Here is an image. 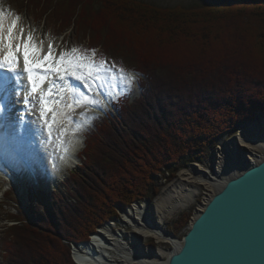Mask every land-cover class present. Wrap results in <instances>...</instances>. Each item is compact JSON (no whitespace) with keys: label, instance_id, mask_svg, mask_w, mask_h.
<instances>
[{"label":"trees","instance_id":"trees-1","mask_svg":"<svg viewBox=\"0 0 264 264\" xmlns=\"http://www.w3.org/2000/svg\"><path fill=\"white\" fill-rule=\"evenodd\" d=\"M22 1L143 75L142 95L124 96L87 134L82 166L55 204H34L35 215L16 208L6 227L0 264H73L70 246L117 220L116 206L154 199L162 179L204 163L224 134L264 112V0L162 10L133 0Z\"/></svg>","mask_w":264,"mask_h":264},{"label":"bare ground","instance_id":"bare-ground-1","mask_svg":"<svg viewBox=\"0 0 264 264\" xmlns=\"http://www.w3.org/2000/svg\"><path fill=\"white\" fill-rule=\"evenodd\" d=\"M41 39L43 42L41 54H44L47 52L49 44H46L43 38ZM43 87L45 89L46 85ZM59 87L58 84L57 90ZM67 93V91L62 93L64 99ZM67 104L68 102L50 105L52 109L57 110L54 131L63 129L61 139L55 140L56 142L52 144L51 141L46 140V130L32 134L35 145L32 146L34 147L33 153L29 148L30 157H36V162L40 164L37 167L34 163L24 170L16 168L18 176L11 179L18 189L22 185L24 191L26 189L27 195H29L28 185L35 182L31 176L36 181L41 182V185L43 182H45L43 183L45 186L50 185L49 189H51L60 182L59 173L63 168L70 164L78 165L77 154L83 148V140L78 136L81 130L77 128V124H82V120L75 119L76 123H73L75 127L67 130V125L62 123L65 119L60 115L61 110L63 112L70 111L66 106ZM73 106L80 105L74 103ZM73 109L77 108L73 107ZM36 114L39 119V108ZM51 117L52 114L48 116L49 120ZM40 123L39 119L38 124ZM241 124L238 134L220 144L214 151L212 165L201 163L194 165L191 169H185L180 173L177 180L164 189L155 200L135 203L121 216V223L125 227H132V230L130 232L114 231L111 225H107L104 230L102 228L99 233L95 234V238L91 242H86V244L74 249L75 264H170L172 257L182 248L183 242H179L166 229L165 218L181 208L188 207L201 188L204 187L209 191L211 190L212 193L205 199L204 205L197 213L200 215L228 180L238 176L246 167L263 161V154H260L261 152L264 153V116ZM40 146L44 147L45 156H43ZM20 147L27 155L26 148L23 145ZM65 148L67 149L66 152ZM0 152L3 153V150ZM43 157L47 161L52 159V162L55 158L56 169L50 168L49 164L43 162ZM10 168L13 169V167ZM197 215L195 220L199 216ZM150 239H155L158 244L157 247L147 245ZM164 244L174 246V250L167 252L163 247ZM163 256L168 258L167 261L161 262Z\"/></svg>","mask_w":264,"mask_h":264},{"label":"snow or ice","instance_id":"snow-or-ice-1","mask_svg":"<svg viewBox=\"0 0 264 264\" xmlns=\"http://www.w3.org/2000/svg\"><path fill=\"white\" fill-rule=\"evenodd\" d=\"M9 16H12L10 20ZM19 21V14L12 15L10 7L0 6V143L3 144L0 164L24 170L36 162V157L24 154L20 147L23 136L46 130L47 141L61 139L63 129L54 131L57 110L52 109L50 105L64 104L62 96L64 91L71 93L79 91V96L86 104L106 111L105 101L108 104L117 103L121 95H127L131 91L140 73L134 72L129 75L123 67H120L121 75L118 78L112 76V81L119 79L123 81V84H117L116 94H113L111 91L113 84L109 81L107 74L115 71L114 64H109L106 59H101L99 63H96L86 55L77 54L76 47L70 51H61L57 57L53 45L49 44L47 52L41 54L43 42L41 41L38 45L31 30L25 34V28L19 25ZM21 57L22 68L19 67ZM73 82L78 83L73 84ZM45 83H47L46 90L43 87ZM58 84L60 85L59 90H57ZM22 92V107L17 109L16 104L21 103L19 98ZM13 96L17 98L15 104L10 103ZM37 99L40 105L41 123L39 125L29 121L28 113L25 111L30 110L33 106L32 101ZM74 103L79 104L80 100L73 97V103H68L67 108L72 109ZM14 109L15 120H11V116L6 113L10 114ZM49 112L52 113L51 120L48 118ZM60 115L70 123H76L71 111L61 110ZM81 115L86 117L87 113ZM91 119H98V117L93 115ZM10 120L11 122L6 123ZM87 127V123L77 124L78 129ZM52 167L55 170L56 164L53 163ZM149 235L152 234L149 233Z\"/></svg>","mask_w":264,"mask_h":264},{"label":"rangeland","instance_id":"rangeland-1","mask_svg":"<svg viewBox=\"0 0 264 264\" xmlns=\"http://www.w3.org/2000/svg\"><path fill=\"white\" fill-rule=\"evenodd\" d=\"M133 1H138V2H141L142 4H147V6L152 5L156 8H159L160 10H162V9H166V8L171 9V8H175L178 6H180V7H192L195 5L204 6V5H209V4L221 3L223 1H231L232 2L235 0H133ZM0 6H3L4 8L10 7L12 10H14V11H12V15H15L16 11H18V13L20 14L19 15L20 16L19 25L23 26L25 28V34L27 33V31L31 30L33 33L34 40L38 45L42 41L41 38H43V40L46 44H52L54 49H55L56 55H59L61 51H70L73 47H76L78 49L77 54L86 55L87 57L94 60L96 63H99V61L101 59H106L109 64H114V61H112L109 57H105V55L102 51L100 52V55H98V56L95 55L96 53L99 54L100 48L95 50L94 48L91 47V49L95 50L93 52V50H91L90 47L88 46V45H91V44H89L90 43L89 40L84 39V36L80 32H77L74 28L71 30H68V31H66L60 35L62 28L58 22H55L52 19V17H48L45 19L42 18L41 12L38 13L37 11H34V10L26 7L22 0H0ZM9 17H10V19L12 18V16H9ZM58 51H60V52H58ZM114 66L116 69L117 68L116 64H114ZM118 67H123L125 70L127 69V65L118 66ZM127 74L131 75L133 73L127 72ZM107 75H108V79L110 81L109 74H107ZM139 79H140V77L138 76L136 78V81L132 85L131 91L128 92V94H127L128 96L130 95V98H131L129 103H131L135 99L139 98L141 93H142V91L138 85ZM115 83H114V81H112L113 88L111 91L113 92V94H116L115 86L117 84L122 85L123 81H120L119 79H117ZM100 98L103 99V97H100ZM123 98H124V95H121L119 100L121 101V99L123 100ZM105 104H106V108H107L106 111H101L98 107L88 105L82 100L78 104L80 106H73V107L77 108V111L75 113H73L75 119L79 118L82 120V124H85V123L88 124V127L86 129H80L81 131H80L78 136L82 140H84L85 138L87 139V137H85V136L90 131H94V132L97 131L96 127H95L96 122H99L101 119L106 117L107 113L108 114L112 113V112L114 113V106L116 103L108 104L105 101ZM85 112L87 113L86 117L81 115L82 113H85ZM262 113L264 114V112H262ZM93 115L97 116L98 119H94L95 122L93 121V123H92L93 119H91V117ZM249 119L255 120L256 115L253 116L252 118H249ZM249 119H247V120H249ZM33 122H35V121H33ZM37 123H39V121H37ZM62 123L64 125H67V127H66V128H68L67 130H70L73 127H75V125L73 123H70L66 119L64 122L62 121ZM239 129H240V124L238 126V129L236 130V133L224 134L220 138L218 145L214 149L210 150L208 157L204 163L212 165L213 164L214 151H216L217 147H219L220 144H222L223 142L234 138L238 134ZM55 140L56 139L52 140L51 143L53 144L54 142H56ZM85 140H84L83 148L85 147ZM41 147L42 146H40V148ZM44 150H45L44 147H42L41 151L43 152ZM81 150L79 151V153L81 152ZM83 151L84 150H82V153L78 156V161H77L78 165H71L70 164L61 170V173H60L61 179H60V182L56 185V186H58V190L54 189L55 190V191L53 190L54 192L51 191L53 193L45 192L44 189H46L45 187H47V186H45V185L43 186V183L41 185V182L37 181L38 185H36V182H33L30 185H28L29 195H27L26 189L24 191V187L22 185L18 189V187L16 186V184L13 183V181L10 179V177L7 176V174H5V173L3 174V172L0 170V248H1V242L4 239V236L6 235V227L13 224L12 221H10L11 216L17 215L18 209L19 210L25 209L24 212H27L29 215H35L34 213H30V207H32L34 204L42 203V201H43L44 205L49 206V207H51L52 204H55V194L58 192H59L58 193L59 196H61L63 194V191L65 190L64 186H66L65 181L68 180L69 176L71 175V171L74 169H78L79 164H81L80 163L81 158H83V160H84ZM46 153H47V151H46ZM43 154H44L43 156H45L44 152H43ZM262 154H263L262 160H264V153L261 152L260 155H262ZM57 156H58V154H57ZM55 158H56V156H55ZM55 158L52 162V159L47 161V159L45 158V160H44V157H43V162L49 164V166H50L51 164L53 165V163L55 162ZM50 162H51V164H50ZM198 164H201V163H189L186 167H184L183 169L178 171L176 176L169 181H167V179H162L160 181V184L162 185V187H161L159 194L154 199H152L150 201L155 200L162 193V191L164 189H166L173 182H175L183 170L191 169L194 165L196 166ZM166 176H169V173H166ZM56 186H54V187H56ZM9 188H12L13 190L17 191L18 195L16 194V192H14V193H15L16 198L18 199V202L20 204H18V202H15L14 200H11L14 195H12V193L8 192ZM211 193H212L211 190L209 191L208 189H205L204 187H202L201 190L199 191V193L197 194V196L194 198V201L190 205H188V207L181 208L177 212H175L174 214L169 215L165 218L166 229L169 232H171L177 238V240L179 242H183L184 237L186 236V234L190 230L192 223L194 222V220L196 218L197 213L200 211L201 207L204 205L205 199ZM37 196H39V197H37ZM40 196H42L41 201H40ZM66 197H68L67 194H66ZM146 201H149V200H146ZM142 202H144V201H142ZM135 203H138V202H134L133 204H131L129 207H127L125 209H122V208H119L116 206L115 210L117 211V214H118L117 220H115V221L112 220V221L107 222V224H103L102 226H99L97 229H95V231L93 233H91V235L88 237L87 240L78 243L77 246L84 245V244H86V242L87 243L91 242L93 240V238H95L94 237L95 234L99 233V230H101L102 228L104 230V228H106L107 225H111L114 231L130 232L132 230V227L131 228L127 227V226L125 227L121 223V216H122L123 212H125L126 210H129ZM16 208H17V210H16ZM59 230L62 233L64 231L63 229H60V228H59ZM147 245L157 247L158 244L156 243L155 239H150L148 241ZM77 246L74 243L70 246L71 259H72L73 264H75V260H76V257L74 255V249ZM163 247L167 252L174 250V246H172L170 244H164ZM2 253H3V251H1V249H0V255ZM167 259L168 258L166 256H163L161 262H165V261H167ZM1 260H3L2 256H0V262H1Z\"/></svg>","mask_w":264,"mask_h":264},{"label":"water","instance_id":"water-1","mask_svg":"<svg viewBox=\"0 0 264 264\" xmlns=\"http://www.w3.org/2000/svg\"><path fill=\"white\" fill-rule=\"evenodd\" d=\"M170 264H264V160L227 181Z\"/></svg>","mask_w":264,"mask_h":264}]
</instances>
